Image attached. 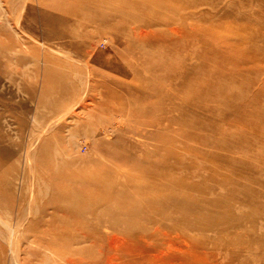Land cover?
<instances>
[{"label":"rangeland","instance_id":"1","mask_svg":"<svg viewBox=\"0 0 264 264\" xmlns=\"http://www.w3.org/2000/svg\"><path fill=\"white\" fill-rule=\"evenodd\" d=\"M0 160V264L124 257L157 226L197 264H264V0H0ZM142 168L130 204L114 182ZM105 178L123 197L75 187ZM83 221L94 254L57 233Z\"/></svg>","mask_w":264,"mask_h":264},{"label":"bare ground","instance_id":"2","mask_svg":"<svg viewBox=\"0 0 264 264\" xmlns=\"http://www.w3.org/2000/svg\"><path fill=\"white\" fill-rule=\"evenodd\" d=\"M153 4L156 5V3H153ZM156 6H158V4ZM68 7H69V5H68ZM153 21H151V23L149 25H151ZM155 35L156 34L154 32V29H152L151 26H150V28L149 27L140 28L137 32H135V37L138 38L139 42H141L142 44H145L146 41L148 44L149 43L148 40L153 42V39L151 37H153ZM143 39H146V40H143ZM144 67H148L149 69H153V66L149 63L144 64ZM105 90H106V92H108V94H112L114 92L113 91L114 86H112V88L107 86L105 88ZM66 92H67V88L65 86V88L60 89V91L58 92V95L62 96ZM48 159H50V156H48ZM45 162H47L48 164H53L49 161H45ZM53 162H54V158H53ZM2 163H3L2 160H0V167H1ZM56 164L57 163H55L54 165H56ZM4 170L2 169V171H4ZM142 170L145 171V173H144L145 180H146L145 182H144V180L143 181L138 180L139 178L137 177V175L135 173L122 174L120 176V179H115L114 183L118 184V186L120 187L121 190L129 189L130 192L133 193V196H131V194H128V199H129L130 204L136 203L137 205H141V204L147 205L149 203L151 197H152V196H150V197L146 196V192H148V189L150 186H153L156 184L155 178L153 176H151L150 173L145 168H142ZM101 171L104 172L103 173L104 177L109 176L110 174H112V172H115V170L111 167H107L106 169L101 168ZM6 173H8V171H6ZM76 174H79L78 171H76ZM65 175H66V173L61 171L59 177L62 179H66ZM4 176H5L4 174L2 176H0L1 181H4V178H5ZM136 179L141 184L137 183ZM4 182H3V184H6ZM58 182H59L58 184L62 183V181H58ZM112 183H113L112 181L105 178L104 182H102L101 184L100 183L97 184V180L95 179L94 187H92L91 189L88 188L87 186H85L84 182H78L75 185V187L82 189L84 186L85 190L88 191L89 193H97L98 190H101L104 193H109L111 196H115L116 199L123 197L121 190L115 191L114 189L113 190L111 189ZM3 184L1 183L0 185H3ZM10 186L12 187L11 183L6 188H3L1 186L2 188H0V191H5V189L10 188ZM9 191L12 192V190H9ZM81 192H83V191H81ZM154 197H152V198H154ZM163 204H164V202H163ZM118 205H120L121 208H124L128 205V203L118 201ZM97 206H98V203L92 202L90 204V206L88 207V209L90 212H92L91 213L92 217L94 219H96L97 222H99L98 224L104 223V221H102L101 214L99 216V214L97 212H95ZM85 209L86 208H84V210ZM42 216H43V214H41L40 218ZM36 222L37 223H31V225H32L31 230L35 234H37L39 231V233H38V235H39L42 233V231L44 229L40 228V223L38 224L39 221L36 220ZM55 223L56 222H45L44 225L47 228V230H53L55 227ZM85 224L87 225V223H85L83 221L80 224V226L77 227V229L72 228L71 230L69 229L66 232H62L59 229V231L57 233L64 235V236H66V235L74 236L77 233H80V236L82 237V239L79 238L78 239L79 242H82L81 240L85 239L88 242V244L86 245V246H88V248H86L85 251L87 253L93 252V254H94L98 251L97 246L99 245V242H101L104 239V237L107 236L108 232L105 234H101L99 232V229H98L99 225H97L95 227L93 226V228H91V227L87 228L85 226ZM159 225L162 226V224H159ZM154 231H156L157 234H159L161 231V227L157 226ZM154 231L148 230V232H145V233L140 232V235L137 236L139 239L138 242H136V241L132 242L128 238V237H130V235L133 236L135 234L134 231H131V229L128 231H125L123 233L124 236H121L122 240H124L126 242L130 241V242L127 244L128 246L126 248H123L125 250L120 252V254L123 255L124 257L119 256V253H116V252H114L113 254L111 253L110 255L107 254L104 256L103 253H101V251L99 250L98 256L92 257V255L91 256L89 255L90 256L89 264H197V260L195 259L196 257L194 256L192 250H190V247L188 249H186V248L183 249L182 247H180V245L178 244L177 241H172V240L160 241L159 240L160 238H155L156 233ZM163 234L165 235L164 230H163ZM112 235L117 236L118 234L114 232V233H112ZM111 238H109V239H111ZM113 239L116 240V237L115 238L113 237ZM53 242H54L53 244L56 243V241H54V240H53ZM84 247H82L81 252H82ZM112 247H110V248H112ZM113 250H114V248H113ZM121 258L124 261H122ZM197 258L203 259V258H200L199 256H197Z\"/></svg>","mask_w":264,"mask_h":264}]
</instances>
